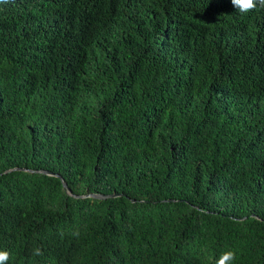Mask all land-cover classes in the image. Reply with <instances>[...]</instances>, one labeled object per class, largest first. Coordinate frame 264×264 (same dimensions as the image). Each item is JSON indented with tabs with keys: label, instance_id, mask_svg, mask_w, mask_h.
I'll return each instance as SVG.
<instances>
[{
	"label": "trees",
	"instance_id": "trees-1",
	"mask_svg": "<svg viewBox=\"0 0 264 264\" xmlns=\"http://www.w3.org/2000/svg\"><path fill=\"white\" fill-rule=\"evenodd\" d=\"M41 171L116 196L74 198ZM4 248L14 264H215L229 249L264 264V7L0 3Z\"/></svg>",
	"mask_w": 264,
	"mask_h": 264
},
{
	"label": "clouds",
	"instance_id": "clouds-1",
	"mask_svg": "<svg viewBox=\"0 0 264 264\" xmlns=\"http://www.w3.org/2000/svg\"><path fill=\"white\" fill-rule=\"evenodd\" d=\"M233 8L240 14H244L252 11L257 6L264 7V0H229ZM0 3H4V0H0ZM35 255H40L39 248L35 249ZM236 252L234 250H227L222 252L216 259L215 264H235ZM0 264H14L13 254L7 248L0 249Z\"/></svg>",
	"mask_w": 264,
	"mask_h": 264
},
{
	"label": "water",
	"instance_id": "water-1",
	"mask_svg": "<svg viewBox=\"0 0 264 264\" xmlns=\"http://www.w3.org/2000/svg\"><path fill=\"white\" fill-rule=\"evenodd\" d=\"M12 170H15V169H10L8 171H12ZM28 172H32L30 170H27ZM41 173L43 174H46V175H50V176H54L56 178H58L60 180V183H61V186H62V189L65 191V193L71 197H74V198H84V197H87V198H93V199H98V200H101V199H106V198H110V197H114L116 195L114 194H111V195H97V194H87V195H84V196H74L70 193V191L68 190V188L66 187L65 183L63 182V180L56 174H52L50 172H47V171H41Z\"/></svg>",
	"mask_w": 264,
	"mask_h": 264
}]
</instances>
